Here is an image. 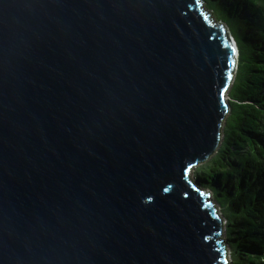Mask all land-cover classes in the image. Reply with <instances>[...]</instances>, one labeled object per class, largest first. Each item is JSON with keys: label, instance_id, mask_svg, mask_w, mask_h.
<instances>
[{"label": "water", "instance_id": "water-1", "mask_svg": "<svg viewBox=\"0 0 264 264\" xmlns=\"http://www.w3.org/2000/svg\"><path fill=\"white\" fill-rule=\"evenodd\" d=\"M203 5L0 0V264H227L187 174L238 56Z\"/></svg>", "mask_w": 264, "mask_h": 264}, {"label": "trees", "instance_id": "trees-1", "mask_svg": "<svg viewBox=\"0 0 264 264\" xmlns=\"http://www.w3.org/2000/svg\"><path fill=\"white\" fill-rule=\"evenodd\" d=\"M202 2L213 18L236 13L243 27L226 22L238 52L228 114L215 152L190 178L224 214L228 264H264V0Z\"/></svg>", "mask_w": 264, "mask_h": 264}, {"label": "rangeland", "instance_id": "rangeland-1", "mask_svg": "<svg viewBox=\"0 0 264 264\" xmlns=\"http://www.w3.org/2000/svg\"><path fill=\"white\" fill-rule=\"evenodd\" d=\"M223 7H224V5H223ZM203 8H205V5H203ZM205 9H206V8H205ZM214 9L216 10V7H215ZM214 19H215L216 21H218V22L223 23L225 26H226V22H227L228 25L231 27V29H234V30L243 27V24L240 23V18L236 16V13H234L232 16H230L229 14H227V16H226V20H223V16H222V15H219V12H216V11H215ZM227 114H228V113H227ZM226 117H227V115H226ZM223 125H224V123H223ZM223 125H222V126H223ZM221 130H222V128H221ZM221 132H222V131H221ZM221 135H222V134H221ZM220 137H221V136H220ZM197 167H198V166L192 168V170H191V175L189 176V178L192 177L193 171H194L195 168H197ZM191 179H192V178H191ZM206 191H208V189H207ZM209 191H210V190H209ZM211 193H212V192H211ZM210 196H211V199H212L214 205L217 207V212H218V214L222 216V218L224 219V221H226V220H225V217H224V214H223L222 211L220 210L219 204H217V202L213 199L212 195H210ZM222 239L225 240V233H224V231L222 232ZM228 256H229V251H228ZM229 263H231V261H230Z\"/></svg>", "mask_w": 264, "mask_h": 264}, {"label": "clouds", "instance_id": "clouds-1", "mask_svg": "<svg viewBox=\"0 0 264 264\" xmlns=\"http://www.w3.org/2000/svg\"><path fill=\"white\" fill-rule=\"evenodd\" d=\"M204 4V3H203ZM226 100H227V98H226ZM228 113V106H227V111H226V113L225 114H227ZM221 127H222V125H221ZM220 136H221V134H220ZM219 142H220V138H219ZM219 142H218V144H217V146L219 145ZM217 148V147H216ZM216 150V149H215ZM215 150L212 152V154L215 152ZM211 154V155H212ZM208 158V157H207ZM206 158V159H207ZM205 159V160H206ZM205 160H203V161H205ZM203 161H201V162H203ZM199 164H200V162L198 163V165L197 166H199ZM194 167H196V166H194ZM194 167H192V168H194ZM192 168H191V170H192ZM190 175H191V173H190ZM215 208H216V210H217V207L215 206ZM220 216V218H221V220H222V224H223V228H224V226H225V221H224V219L222 218V216L221 215H219ZM223 232V231H222ZM223 246H224V249H225V257H226V259L228 260L227 261V264H228V262H230V259H229V256H228V246H227V244H226V240H225V243H223Z\"/></svg>", "mask_w": 264, "mask_h": 264}, {"label": "bare ground", "instance_id": "bare-ground-1", "mask_svg": "<svg viewBox=\"0 0 264 264\" xmlns=\"http://www.w3.org/2000/svg\"><path fill=\"white\" fill-rule=\"evenodd\" d=\"M203 190V189H202ZM205 191V190H204Z\"/></svg>", "mask_w": 264, "mask_h": 264}]
</instances>
